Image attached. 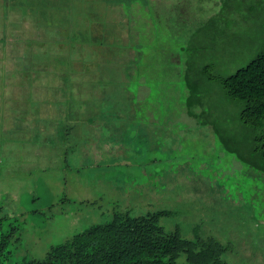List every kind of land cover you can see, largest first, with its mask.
<instances>
[{"label": "rangeland", "instance_id": "obj_1", "mask_svg": "<svg viewBox=\"0 0 264 264\" xmlns=\"http://www.w3.org/2000/svg\"><path fill=\"white\" fill-rule=\"evenodd\" d=\"M225 2L0 0V205L29 221L20 247L166 208L168 229L264 264V174L219 142L250 138L215 79L264 42V0Z\"/></svg>", "mask_w": 264, "mask_h": 264}, {"label": "trees", "instance_id": "obj_2", "mask_svg": "<svg viewBox=\"0 0 264 264\" xmlns=\"http://www.w3.org/2000/svg\"><path fill=\"white\" fill-rule=\"evenodd\" d=\"M119 1L125 10L133 3H142V6L149 3V0H114ZM225 1L228 0H223V5ZM215 79L220 81L228 97L241 103L240 120L250 138L243 149L231 144L229 137L217 128L219 142L240 164L264 174V42L246 65ZM187 102L188 106L192 104ZM160 191L158 188L157 194ZM178 205L191 204L183 201ZM174 213L179 211L164 208L134 214L128 208L116 210L108 219L91 223L45 248L42 255H35L30 248L20 247L22 240L31 239L23 233L29 226L28 219L10 216L0 205V264H233L232 242L203 236L197 225L193 227L192 237L186 236L178 224L168 229L162 219Z\"/></svg>", "mask_w": 264, "mask_h": 264}]
</instances>
